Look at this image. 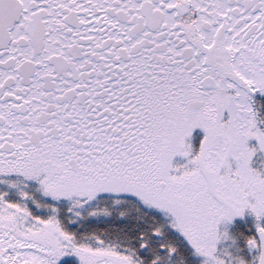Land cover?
I'll list each match as a JSON object with an SVG mask.
<instances>
[{
	"label": "snow or ice",
	"instance_id": "snow-or-ice-1",
	"mask_svg": "<svg viewBox=\"0 0 264 264\" xmlns=\"http://www.w3.org/2000/svg\"><path fill=\"white\" fill-rule=\"evenodd\" d=\"M261 221L264 0H0V264H264Z\"/></svg>",
	"mask_w": 264,
	"mask_h": 264
},
{
	"label": "rangeland",
	"instance_id": "rangeland-1",
	"mask_svg": "<svg viewBox=\"0 0 264 264\" xmlns=\"http://www.w3.org/2000/svg\"><path fill=\"white\" fill-rule=\"evenodd\" d=\"M255 166L261 167L259 164ZM261 222L264 223V221ZM220 231L222 234L226 232V235H222L221 240L218 242L217 247L219 251L223 252L227 250L235 256L244 257L248 261H252L254 257H258L260 250L252 249L248 244L249 237L253 235L258 236L257 217L251 210H246L243 216H237L233 221L228 223L222 222ZM187 251L191 263L202 264L203 256L195 254L194 249L190 247ZM176 260L177 264H183L184 262L180 254L177 255Z\"/></svg>",
	"mask_w": 264,
	"mask_h": 264
},
{
	"label": "trees",
	"instance_id": "trees-1",
	"mask_svg": "<svg viewBox=\"0 0 264 264\" xmlns=\"http://www.w3.org/2000/svg\"><path fill=\"white\" fill-rule=\"evenodd\" d=\"M181 251L184 253L183 258H182L181 255H180L181 259H182L184 262L186 261L187 264H194V263H191V259H190V256H189V254H188L187 249H182ZM184 262H183V264H184Z\"/></svg>",
	"mask_w": 264,
	"mask_h": 264
},
{
	"label": "water",
	"instance_id": "water-1",
	"mask_svg": "<svg viewBox=\"0 0 264 264\" xmlns=\"http://www.w3.org/2000/svg\"><path fill=\"white\" fill-rule=\"evenodd\" d=\"M259 235V234H258Z\"/></svg>",
	"mask_w": 264,
	"mask_h": 264
}]
</instances>
